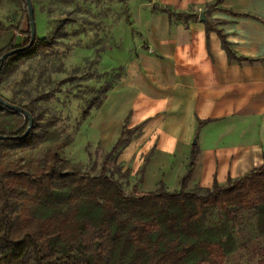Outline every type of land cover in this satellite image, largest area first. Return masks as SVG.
I'll use <instances>...</instances> for the list:
<instances>
[{"label":"trees","instance_id":"1","mask_svg":"<svg viewBox=\"0 0 264 264\" xmlns=\"http://www.w3.org/2000/svg\"><path fill=\"white\" fill-rule=\"evenodd\" d=\"M220 3L215 0L206 9H217ZM2 7L21 10L27 21L21 47L26 46L30 31L25 0H0V11ZM153 9L185 23L198 19L197 14L176 12L168 6L154 5ZM19 20L8 24L0 19V58L18 48ZM203 22L206 31L214 29ZM216 32L230 61H260L238 57L224 35ZM55 42V35L36 37L30 49L7 58L0 69V98L33 118L25 138L0 140V264H224L242 246L245 232L264 234V162L224 185L214 182L211 188L188 190L198 155L197 146L192 145L178 191H169L160 183L154 191L127 194L106 168L140 129H126L127 118L105 153L98 175L62 157L60 145L37 160L34 170L5 165L8 153L53 140L54 133L40 131L33 108L4 98L1 84L24 60L50 50ZM113 84L103 86L101 95L90 99L81 113L83 119L100 108ZM53 94L43 93L34 101H45ZM207 122L199 121L196 132ZM27 126L24 115L0 104L1 136L22 137ZM262 260L261 256L258 264Z\"/></svg>","mask_w":264,"mask_h":264},{"label":"crops","instance_id":"2","mask_svg":"<svg viewBox=\"0 0 264 264\" xmlns=\"http://www.w3.org/2000/svg\"><path fill=\"white\" fill-rule=\"evenodd\" d=\"M214 1H136L128 9L136 49L118 63L110 51L108 61L102 57L122 70L100 108L91 110L87 132L107 153L126 118V129L140 126L118 158L127 165L147 160L143 192L160 182L178 191L192 145L198 155L188 190L224 185L264 162V0H221L208 11ZM154 5L198 19L169 18ZM203 21L215 30L206 31ZM217 30L238 57L260 61H230ZM199 121L208 122L196 132ZM132 166L135 173L140 163Z\"/></svg>","mask_w":264,"mask_h":264},{"label":"rangeland","instance_id":"3","mask_svg":"<svg viewBox=\"0 0 264 264\" xmlns=\"http://www.w3.org/2000/svg\"><path fill=\"white\" fill-rule=\"evenodd\" d=\"M136 1L139 0H31L36 37L55 35L56 42L50 50L24 60L5 77L1 93L8 100L33 108L39 117L40 131L55 135L51 141L36 142L26 150L8 153L5 165L34 170L37 160L60 145L62 157L79 164L92 176L99 174L105 152L100 150L93 134L87 132V119L81 113L91 98L101 95L103 86L113 84L121 74L120 68L104 64L102 57L105 55L107 60L106 53L110 51L111 59L115 57L118 63L136 49L137 35H130L128 18V9L136 7ZM2 8L0 19L4 22L9 24L20 19L15 46H23L27 30L25 17L18 8ZM49 91L54 93L49 99L34 101ZM136 162L140 166L133 173L132 165ZM142 163L133 160L127 165L117 158L108 162L107 174L118 180L127 194L142 193ZM242 243L224 264H258L261 256L264 264V234L252 236L245 232Z\"/></svg>","mask_w":264,"mask_h":264},{"label":"water","instance_id":"4","mask_svg":"<svg viewBox=\"0 0 264 264\" xmlns=\"http://www.w3.org/2000/svg\"><path fill=\"white\" fill-rule=\"evenodd\" d=\"M25 4H26V8H27V16H28V22H29V31H30V40H29V43L24 46V47H18L12 51H9L7 53H5L1 58H0V69H1V66H2V63L9 57L15 55V54H18V53H21V52H24V51H27L28 49H30L34 42H35V39H36V30H35V22H34V10H33V6H32V3H31V0H25ZM200 19L203 20L204 19V14H201L200 15ZM0 104L3 105L4 107L14 111V112H18L22 115H24L27 120H28V126H27V129L25 131V134L22 136V137H12V136H1L0 135V140H12V139H15V138H25L30 129L32 128L33 126V118L32 116L26 112L25 110H23L22 108L20 107H17V106H11L9 103H7L6 101L2 100L0 98ZM194 143V142H193Z\"/></svg>","mask_w":264,"mask_h":264}]
</instances>
